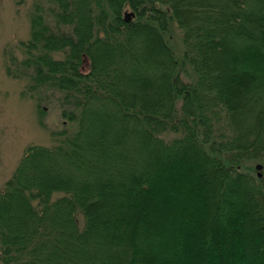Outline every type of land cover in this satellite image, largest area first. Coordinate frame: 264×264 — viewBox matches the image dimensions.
<instances>
[{"label": "trees", "instance_id": "1", "mask_svg": "<svg viewBox=\"0 0 264 264\" xmlns=\"http://www.w3.org/2000/svg\"><path fill=\"white\" fill-rule=\"evenodd\" d=\"M50 2L24 62L76 127L3 183L0 262L264 264V0Z\"/></svg>", "mask_w": 264, "mask_h": 264}, {"label": "rangeland", "instance_id": "2", "mask_svg": "<svg viewBox=\"0 0 264 264\" xmlns=\"http://www.w3.org/2000/svg\"><path fill=\"white\" fill-rule=\"evenodd\" d=\"M50 1L0 0V189L28 145L48 146L53 132L66 129L71 133L76 127L74 122L68 121L66 113H61L64 104L60 95L47 85L35 82L32 69L24 62L28 55L23 43L29 38L31 14L40 8L44 21L52 24L48 14L52 9ZM124 10L130 9L125 7ZM165 39L174 57L181 60L187 47L174 21L168 23ZM179 77L185 83L194 80L186 61L180 65ZM158 136L168 141L175 134L163 131ZM245 162L242 161L241 168H249L247 171L252 174L260 173L261 168H254L259 161ZM57 195L54 193L53 197ZM78 219L81 222L80 215Z\"/></svg>", "mask_w": 264, "mask_h": 264}, {"label": "water", "instance_id": "3", "mask_svg": "<svg viewBox=\"0 0 264 264\" xmlns=\"http://www.w3.org/2000/svg\"><path fill=\"white\" fill-rule=\"evenodd\" d=\"M131 16H132L131 12H123V14H122V18H123L124 21H128L131 18ZM254 168L256 170H259L261 168V165L259 163H257V164H255ZM256 175L259 177L260 173L257 172Z\"/></svg>", "mask_w": 264, "mask_h": 264}]
</instances>
